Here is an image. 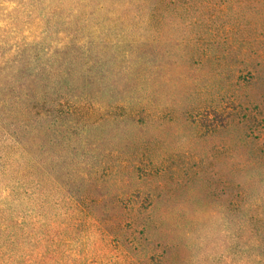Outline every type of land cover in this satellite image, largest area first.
Masks as SVG:
<instances>
[{
  "label": "rangeland",
  "instance_id": "rangeland-1",
  "mask_svg": "<svg viewBox=\"0 0 264 264\" xmlns=\"http://www.w3.org/2000/svg\"><path fill=\"white\" fill-rule=\"evenodd\" d=\"M38 2L0 0V30L33 42L40 16L109 25L46 45L54 79L42 82L28 180L58 253L21 263L236 264L235 226L264 239V16L148 19L136 14L144 0Z\"/></svg>",
  "mask_w": 264,
  "mask_h": 264
},
{
  "label": "trees",
  "instance_id": "trees-1",
  "mask_svg": "<svg viewBox=\"0 0 264 264\" xmlns=\"http://www.w3.org/2000/svg\"><path fill=\"white\" fill-rule=\"evenodd\" d=\"M32 2L39 8L42 6L38 0ZM26 3L30 6L31 0ZM32 7L37 8L34 4ZM143 8L145 13L137 11L136 14L148 19L151 16H264V0H144ZM45 9L52 7L44 4L42 10ZM40 17L46 30L33 42L0 30V147L3 151L0 179L4 182L7 179V184L0 188V264H22L28 255L41 257L58 253L56 245L52 240L47 241L42 231L38 197L28 180L31 178L36 183L40 166L37 138L42 119V82L45 79L52 83L54 79L55 60L46 57L50 48L46 45L54 41L53 35L57 33L73 38L101 33L109 25L101 16ZM73 42L85 48V42L78 38ZM10 44L13 49L3 54L2 48ZM21 204L27 207L28 216L24 214L26 211H20ZM250 229L241 224L234 228L236 264H264V239L248 241L246 234L257 235V231L247 233Z\"/></svg>",
  "mask_w": 264,
  "mask_h": 264
}]
</instances>
